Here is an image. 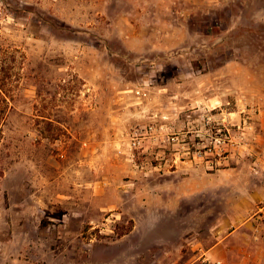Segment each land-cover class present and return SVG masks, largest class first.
<instances>
[{"label": "rangeland", "instance_id": "374dc122", "mask_svg": "<svg viewBox=\"0 0 264 264\" xmlns=\"http://www.w3.org/2000/svg\"><path fill=\"white\" fill-rule=\"evenodd\" d=\"M0 264H264V0H0Z\"/></svg>", "mask_w": 264, "mask_h": 264}, {"label": "built area", "instance_id": "2783aa9c", "mask_svg": "<svg viewBox=\"0 0 264 264\" xmlns=\"http://www.w3.org/2000/svg\"><path fill=\"white\" fill-rule=\"evenodd\" d=\"M206 148H207V149H206L207 152H209V153H211V154H213L214 152H216V151H215V148H216V147H206ZM255 172L258 173L259 171L256 170Z\"/></svg>", "mask_w": 264, "mask_h": 264}]
</instances>
